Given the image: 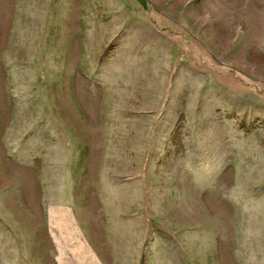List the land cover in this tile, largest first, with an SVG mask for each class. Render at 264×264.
Instances as JSON below:
<instances>
[{
  "label": "rangeland",
  "instance_id": "1",
  "mask_svg": "<svg viewBox=\"0 0 264 264\" xmlns=\"http://www.w3.org/2000/svg\"><path fill=\"white\" fill-rule=\"evenodd\" d=\"M0 264H264V0H0Z\"/></svg>",
  "mask_w": 264,
  "mask_h": 264
}]
</instances>
